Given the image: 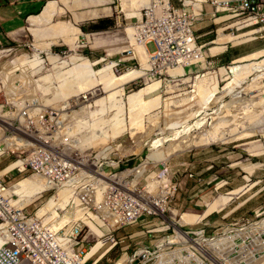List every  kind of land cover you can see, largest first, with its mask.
Masks as SVG:
<instances>
[{"label": "rangeland", "instance_id": "rangeland-1", "mask_svg": "<svg viewBox=\"0 0 264 264\" xmlns=\"http://www.w3.org/2000/svg\"><path fill=\"white\" fill-rule=\"evenodd\" d=\"M52 1L63 11L49 23L32 32L25 19L14 41L0 43V182L5 186H0V207L32 213L63 188L69 191L66 203L47 221L57 215L51 227L56 230L79 217L77 208L66 207L74 196L67 183L31 196L13 192L28 177L41 179L6 172L13 164L19 167V158H27L34 147L46 146L44 133L50 136L49 146L67 156L84 155L73 163L87 161L88 189L98 185L91 200L102 203L105 220L115 209L128 211V216L118 212L121 223L115 227L102 223L100 229L88 219L97 236L111 233L115 242L111 248L108 239L100 249L98 237H87L90 250L98 244L95 255L104 254L99 264H264V76H259L263 63L252 65L264 58V31L257 32L261 25L225 12L210 18L208 0H185L190 1L189 13L198 14L199 4L203 19L213 21L212 41L218 28L246 35L238 44L227 43L231 48L221 57L207 53L213 42L205 47L196 42L201 57L173 66L183 72L173 77L166 73L170 67L146 58L134 45L133 25L151 0H81L80 6L74 0ZM93 11L98 16L79 19ZM195 19L193 15L194 37ZM100 20L111 24L101 31H81ZM58 22L77 27L80 34L53 35L49 29ZM146 47L153 50L151 44ZM257 51L261 54L237 60ZM84 61L91 65L83 71L78 65ZM110 63L114 65L106 69ZM131 70L145 74L115 85L113 75ZM157 81L150 91H141ZM200 137L201 146L168 151L170 143L200 142ZM152 140L158 141L154 147ZM54 157L61 158L49 156ZM79 174L73 170L69 177ZM188 180L193 181L185 187ZM185 215L193 217L188 222ZM89 216L97 215L90 211ZM60 220L64 223L58 225Z\"/></svg>", "mask_w": 264, "mask_h": 264}, {"label": "built area", "instance_id": "built-area-1", "mask_svg": "<svg viewBox=\"0 0 264 264\" xmlns=\"http://www.w3.org/2000/svg\"><path fill=\"white\" fill-rule=\"evenodd\" d=\"M178 1L180 4L173 6L170 0H151L142 10L140 19L134 24V39L137 42L142 41L144 45L151 44L153 50L149 58L163 66L167 64L177 66L184 59L197 58L198 55L201 57L199 48H195L196 38L192 34L193 15L188 12L184 0ZM209 4L212 8V16L219 11L242 14L247 19H253L254 23L264 25V13L260 12V5L253 3L252 0H237V5H231L228 0H210ZM42 136L46 146L34 147L27 158H19L20 161H24L23 167L17 165L10 171H15L17 175L32 173L42 178L47 185V190L43 192L67 183L74 191V196L70 198L66 207L68 210L77 208L80 215L53 230L51 227L58 219L57 215L47 221L48 213L40 215H36L34 211L22 213V209L14 213L13 207L6 206L8 211L0 207V212L3 214L0 215V219L8 223L1 232L4 237L0 244V264H98L102 256L97 258L96 255H91L85 258L86 250H89L86 247V239L95 235L87 225L88 219L100 229L102 223L109 227L114 224L112 227H115L120 224L118 212L128 216V211L115 209L105 220L104 212L100 214L102 203L91 200V195L96 192L98 185L93 183L91 189H88L92 183L89 181L91 177L85 175L84 168L87 161L83 160L81 164L73 163L78 156L84 155L79 153L69 157L66 151L49 146L50 136L44 133ZM52 155H59L61 158L50 159L49 156ZM73 170L80 171L79 178L69 177V173ZM0 185L4 187L1 182ZM65 208L59 209L58 212ZM90 211L100 216V220L98 221L97 216L91 218ZM110 234H102L98 238L104 240V243L109 239L112 247L115 242L111 236L109 238Z\"/></svg>", "mask_w": 264, "mask_h": 264}, {"label": "crops", "instance_id": "crops-1", "mask_svg": "<svg viewBox=\"0 0 264 264\" xmlns=\"http://www.w3.org/2000/svg\"><path fill=\"white\" fill-rule=\"evenodd\" d=\"M217 1H219V0H217ZM73 2H74L75 6H80L82 4L81 0H77V1L74 0ZM43 3H44V5L42 6ZM195 6H199V4H197ZM61 9L62 8H60V10H57L55 7V2L52 0H0V43H6L7 41H14L16 36L19 35L20 30L22 28V25L25 22V19H27V23L29 25L30 31L34 32V31H36L37 28L41 27L42 25L46 24L47 22L49 23L50 20H48V19H51L52 16L59 13L60 11H63ZM38 11H40V13L37 15H34ZM205 11H207V10L205 9ZM262 12L264 13V0H263V4H262ZM37 16L42 18L41 23H39L41 25L37 24L38 26L37 25L32 26L30 21L35 17L37 18ZM96 16H98L97 13L93 11L92 13L86 14L85 16H82L79 19L93 18ZM45 19H47L48 21H45ZM216 19H218V18H216ZM197 22H199L195 26V30L197 31L195 34L197 43L200 45H204V47L211 44L212 42L214 43V45L211 46L210 48H208V50H207V53L210 55L217 53V56L221 57L223 53L228 52V49L230 50V48H231L230 45H228V46L226 45L227 43L238 44L241 42V41H239V38H241L243 35H246L245 33L240 34V35L225 34L222 32V30H223L222 28H218L216 39L214 41H212L210 39V35L212 34V30L209 28H211L213 26V24H214L213 21H211L210 19H200ZM60 23L65 24L64 22H58V23L52 24V26H51L52 29L50 27V31L53 33V35H59L60 34L59 32L56 31L57 32L56 33L53 30L54 26H58ZM66 25H67V23H66ZM244 25H242V27ZM248 25H250V24H246L245 26H248ZM69 26H71V25L69 24ZM72 28L74 29L75 32L80 34V30L77 27L72 26ZM76 30H78V31H76ZM261 31H264V27H261L260 29H258L257 32H261ZM69 32L70 31H68L67 33H69ZM72 32H73V30H72ZM247 32H250V31H247ZM64 34H66V33L62 32V35H64ZM224 45H226V46H224ZM262 51H264V49ZM260 52H261V50H260ZM260 52L257 51V52L251 53L249 55L240 57L237 60L240 61L241 59L247 58L250 55L257 54ZM192 181L193 180H191V181L188 180V185L185 184V187L189 186Z\"/></svg>", "mask_w": 264, "mask_h": 264}, {"label": "bare ground", "instance_id": "bare-ground-1", "mask_svg": "<svg viewBox=\"0 0 264 264\" xmlns=\"http://www.w3.org/2000/svg\"><path fill=\"white\" fill-rule=\"evenodd\" d=\"M195 2L196 3H200L201 1H199V0H195ZM197 5V4H196ZM63 10V9H62ZM46 12V11H45ZM51 12V11H50ZM49 12V13H50ZM46 16V15H45ZM39 16H37V18L35 17V18H33L31 21H30V23H31V25L32 26H35V25H37V24H39V23H41V17H39ZM49 17V16H48ZM50 18V17H49ZM48 19V18H47ZM45 19V21H48V20H50V19ZM43 23V22H42ZM48 23V22H47ZM39 25H41V24H39ZM38 26V25H37ZM51 29H52V27H51ZM133 29V28H132ZM131 29V30H132ZM50 30V29H49ZM53 30H54V32H59L60 34L59 35H62V32H64V33H66L67 34V32L68 31H70V32H72V30H73V32H75L74 31V29L72 28V26H69V24H67L66 25V23L65 24H59L58 26H54V28H53ZM130 30V29H129ZM34 31V30H33ZM76 31H78V30H76ZM56 32V33H57ZM130 32V31H129ZM130 36H131V33H130ZM132 39V38H131ZM134 41H136L135 39H134ZM140 46V48L142 49V54L146 57V58H149V56H148V52H147V50H146V48L144 47V44H143V42L142 41H138V42H135V47H137L138 48V45ZM133 47V45L131 44V48ZM135 47H133V49L135 48ZM130 48V49H131ZM137 48H135V50L137 49ZM130 49H128V51H130L131 53L132 52H134V51H132V50H130ZM138 50V49H137ZM136 50V51H137ZM124 52H126V50L124 51ZM261 52H263L264 53V51H261ZM136 53V52H135ZM261 54V53H260ZM256 55V54H255ZM141 56V55H140ZM148 56V57H147ZM73 58V57H72ZM139 58V57H138ZM81 59V58H80ZM142 59V58H141ZM263 60L261 61L260 60V62H257V63H252V65L254 64V65H256V67H257V65H260V64H262L263 63V67L261 68V66H260V70H262L261 71V73H260V75L259 76H261V77H263L264 76V58H262ZM102 60V59H101ZM100 60V61H101ZM139 60H140V58H139ZM151 61V60H150ZM140 62H143V59H142V61L140 60ZM32 63H34V62H32ZM114 63V62H113ZM113 63H110V64H108L107 66H106V69H111L112 68V66L114 65ZM148 63H149V59H148ZM152 63V62H151ZM181 63H182V61H181ZM27 64H29V62L27 63ZM31 64V63H30ZM150 64V63H149ZM183 64V63H182ZM91 64H89L88 63V61H84V62H82L81 64H79L78 66L80 67V69H83V71H84V69H87L89 66H90ZM143 65H144V63H143ZM185 65V64H184ZM249 66H250V64H248ZM251 65V67H253ZM178 66H180V64L178 65ZM246 66V65H245ZM19 67H21V66H19ZM146 67H148V66H146ZM167 67H170V68H167V70H166V73H169L170 74V76H175V75H181L183 72H182V70H181V67L180 68H178V67H175V68H173V65H171V64H167ZM235 66H233V68H234ZM22 68V67H21ZM77 69H78V67H77ZM76 69V70H77ZM237 69V68H236ZM240 69V68H239ZM255 68H253V70H254ZM238 70V69H237ZM236 70V71H237ZM82 71V70H81ZM239 71V70H238ZM259 71V70H258ZM257 71V72H258ZM256 72V73H257ZM145 74V72L144 71H142V70H131V71H128V72H126V73H124L123 75H121V76H114L113 75V77L115 78V77H117V79H115V85H119V84H123L122 82H124V83H126V80L128 81L129 79L131 80H133V79H135V78H138V77H141V76H143ZM147 74V73H146ZM250 74V73H249ZM256 75V74H255ZM239 76V75H238ZM112 76L110 77L111 79L113 78ZM261 77H258V78H261ZM114 78H113V80H114ZM110 81V80H109ZM109 81H107L106 83H108V84H110V83H112V80H111V82L109 83ZM113 84H114V81H113ZM159 84V82L157 81L156 83H154V84H151V85H148L146 88H144V89H142L141 91H147L148 92V90L150 91L151 90V88L153 89V87H155L156 85H158ZM112 85V84H111ZM111 85H109L108 87H110ZM114 85V88L116 87ZM122 86V85H121ZM112 87H113V85H112ZM111 87V88H112ZM120 87V86H119ZM113 88V89H114ZM117 88H118V86H117ZM140 90L138 91L139 93H137V95H136V93H135V96H138L139 94H140V92H141ZM202 93V92H201ZM134 94V93H133ZM144 94V93H143ZM111 95H115V94H111ZM110 95V96H111ZM132 95V94H131ZM130 95V96H131ZM134 96V95H133ZM133 96H131V100L133 99ZM128 99H130V98H128ZM223 116H225V115H223ZM221 117V116H220ZM219 117V118H220ZM225 118H226V116H225ZM135 119H136V116H135ZM216 119V118H215ZM217 121H218V119H217ZM220 121H222L221 119H220ZM219 121V122H220ZM2 123H3V126L5 127V129H8V130H13V128L11 127V125H10V123H9V121H5V120H3V121H1ZM223 122V121H222ZM227 122V121H226ZM212 125V124H211ZM217 125V124H216ZM220 125V124H219ZM210 127V126H209ZM236 128V127H235ZM4 129V128H3ZM217 129H219V127L217 128ZM15 130V129H14ZM17 130V129H16ZM19 132H23L22 130H19ZM28 134V133H27ZM209 134V133H208ZM24 135H25V133H24ZM214 135V134H213ZM206 136V135H205ZM175 137H177V136H175ZM174 137V138H175ZM192 137V136H191ZM199 137V136H198ZM193 138V137H192ZM201 139H200V142L199 141H191V138H189L190 140H188V141H186L185 142V140L183 141V140H181L180 142H178V143H170V145H169V148H168V151H171V152H173V151H178V150H180V149H177L176 147H178L179 146V148H185V149H187V148H191V147H197V146H199L200 144L202 145V142L201 141H203V139H202V137H200ZM176 139V138H175ZM186 139V138H185ZM217 139V138H216ZM17 140V139H16ZM19 140H22V139H19ZM35 141H37L38 142V140L37 139H34ZM158 140H159V142L161 141V139H160V137L158 138ZM206 140V139H205ZM176 141V140H175ZM177 141H179V140H177ZM21 142H24V145L26 146V145H31V143H26V141H21ZM41 142V141H40ZM77 143V142H76ZM150 143H151V146L152 147H154V146H156V144H158V141L157 140H154V143H156V144H152L153 143V140L152 141H150ZM33 144V143H32ZM200 145V146H201ZM69 152V151H68ZM153 156V155H152ZM154 156L156 157V155L154 154ZM18 164H20L19 162H18ZM23 164H24V161L22 162V164H21V167H23ZM17 164H13V165H11V166H9V168H11V167H15ZM20 167V166H19ZM8 168V169H9ZM94 173V172H93ZM95 174V173H94ZM30 177H28L27 179H25V180H23V181H21L18 185H17V187L15 188L14 187V191L13 192H15V193H21V192H24V195L26 196V195H28V196H31V195H35V194H37V193H39V192H41V191H43V190H45L46 188H47V185H46V182L41 178V179H36V180H33V181H31L30 179H29ZM64 184V183H63ZM1 186V185H0ZM1 188V187H0ZM1 190V189H0ZM3 191V190H2ZM26 191H28V192H26ZM58 195L59 196H52V197H50L37 211H36V215H40L41 213H48V218H49V216H54L55 215V209H58V208H60V207H63L64 206V204L66 203V200H67V198H68V193H69V191H68V189H63V188H61V189H59V191H58ZM71 195V194H70ZM154 210H156L157 212H161V210H159V209H155L154 208ZM10 215V214H9ZM112 215V214H111ZM184 215V214H183ZM76 217V216H75ZM118 217H119V219H120V216H119V214H118ZM183 217V216H182ZM184 217H186L187 219H185V220H188V222H189V220H191L192 219V217L193 216H184ZM183 217V218H184ZM14 218V217H13ZM61 221H63V220H60L59 221V223H58V225H61ZM66 221V220H65ZM61 222V223H60ZM63 223H64V221H63ZM120 223H121V219H120ZM6 225L7 224H4V225H1L0 226V234H1V232L5 229V227H6ZM55 226V225H54ZM55 229V228H54ZM177 230V232H179L178 231V229H176ZM179 234V233H178ZM2 235V234H1ZM179 235H182V233L180 232V234ZM101 236V235H100ZM3 235L2 236H0V244H2V242H3ZM184 237V236H183ZM101 243H102V245L100 246V249H102L103 247H104V241L103 240H101ZM108 243V242H107ZM197 244H199L198 242H197ZM192 247V246H191ZM99 248V245L98 244H96L91 250H89L90 252L88 253H86V255H85V258H88L90 255H92V254H96L97 253V249ZM139 252H141V250L139 251ZM214 261V260H213Z\"/></svg>", "mask_w": 264, "mask_h": 264}, {"label": "clouds", "instance_id": "clouds-1", "mask_svg": "<svg viewBox=\"0 0 264 264\" xmlns=\"http://www.w3.org/2000/svg\"><path fill=\"white\" fill-rule=\"evenodd\" d=\"M178 1V0H177ZM217 1V0H216ZM219 1H221V0H219ZM224 1V0H223ZM226 1V0H225ZM229 1V3L231 4V5H237V0H228ZM171 2V1H170ZM190 1H185L184 0V3L186 4V6H187V9H188V7H189V5H188V3H189ZM207 2V0H203V1H201L199 4H202V3H206ZM209 2H210V0H208V4H209ZM252 2L253 3H256V4H259L260 5V7H261V10H260V12L261 13H263L262 12V4H263V0H252ZM150 3V2H149ZM172 4V3H171ZM180 4V2L178 1V5ZM148 5V4H147ZM146 5V6H147ZM173 5V4H172ZM177 5V6H178ZM146 6H144L143 7V9L146 7ZM174 6V5H173ZM209 6H210V4H209ZM142 9V10H143ZM202 9H203V7L202 6H198L197 8H196V10H198V14H193L192 13V15H194V17L196 18L195 20L196 21H198V20H200V19H203L204 17H205V14L203 15V11H202ZM210 9H211V11H210V14H208L209 16H210V18H214L215 17V15H219V14H222L224 11H219L218 13H215L213 16H212V8H211V6H210ZM142 10H141V12H142ZM201 13V14H200ZM225 13H227L228 14V16L227 17H232V15H242V14H235V13H228V12H225ZM141 14L142 13H139V16H138V18L136 19V21L137 20H139L140 19V17H141ZM199 14H200V16H199ZM229 14H232V15H229ZM252 21V24L254 23L253 21V19H247V17L245 18V21ZM254 24H257V23H254ZM259 24V23H258ZM261 25V24H260ZM249 26V25H248ZM133 27H134V25H133ZM261 27H264V25H261ZM133 35H134V28H133ZM196 38V37H195ZM196 42H197V40H196ZM147 45H144V47L146 48V50H147V47H146ZM147 52L150 54L152 51H148L147 50ZM149 54H148V56H149ZM12 169V168H11ZM15 173V171H8V172H6V173ZM16 174V173H15ZM17 175V174H16ZM24 175V174H23ZM5 187V186H4ZM47 190V189H46ZM43 191H45V190H43ZM46 193V192H45ZM41 194V193H40ZM40 197V196H39ZM38 197V198H39ZM38 198H36V199H34L33 201H31L30 203H33L35 200H37ZM41 202H39L38 204H40ZM34 209V208H33ZM34 212H36L35 210H34ZM89 227V226H88ZM89 229H90V227H89ZM91 230V229H90ZM92 231V230H91ZM93 232V231H92ZM94 233V232H93ZM95 234V233H94ZM92 236H96V237H100V236H97L96 234L95 235H92ZM88 237H91V236H88ZM99 240H101V239H99ZM104 241V240H103ZM105 245V244H104ZM86 247H88L89 248V250H90V246H88V245H86ZM111 247V246H110ZM111 248H113V246L111 247ZM89 250H86V253L87 252H89ZM92 255H95V254H92ZM91 256V255H90ZM89 256V257H90ZM102 257L104 256V254H102L101 255ZM100 256V257H101ZM96 257H97V255H96ZM97 258H99V257H97ZM101 259L102 258H100V261H101ZM100 261H99V263H100ZM105 262H106V260H105ZM98 263V264H99Z\"/></svg>", "mask_w": 264, "mask_h": 264}, {"label": "trees", "instance_id": "trees-1", "mask_svg": "<svg viewBox=\"0 0 264 264\" xmlns=\"http://www.w3.org/2000/svg\"><path fill=\"white\" fill-rule=\"evenodd\" d=\"M110 24H111V21L100 20V21H97L96 23H91L87 27H80V29L82 32L101 31V30L105 29V27H107Z\"/></svg>", "mask_w": 264, "mask_h": 264}]
</instances>
